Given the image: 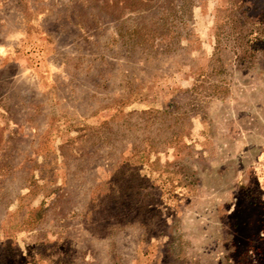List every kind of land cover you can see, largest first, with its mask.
Segmentation results:
<instances>
[{"label":"rangeland","instance_id":"rangeland-1","mask_svg":"<svg viewBox=\"0 0 264 264\" xmlns=\"http://www.w3.org/2000/svg\"><path fill=\"white\" fill-rule=\"evenodd\" d=\"M0 264H264V0H0Z\"/></svg>","mask_w":264,"mask_h":264}]
</instances>
